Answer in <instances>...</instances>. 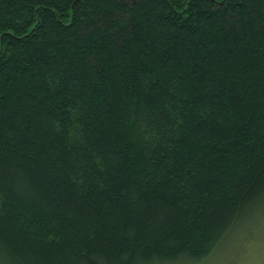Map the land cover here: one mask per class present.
I'll list each match as a JSON object with an SVG mask.
<instances>
[{
    "label": "trees",
    "instance_id": "1",
    "mask_svg": "<svg viewBox=\"0 0 264 264\" xmlns=\"http://www.w3.org/2000/svg\"><path fill=\"white\" fill-rule=\"evenodd\" d=\"M263 204L264 0H0V264L194 262Z\"/></svg>",
    "mask_w": 264,
    "mask_h": 264
},
{
    "label": "rangeland",
    "instance_id": "2",
    "mask_svg": "<svg viewBox=\"0 0 264 264\" xmlns=\"http://www.w3.org/2000/svg\"><path fill=\"white\" fill-rule=\"evenodd\" d=\"M244 221L235 225L208 257L163 264H264V204L251 220Z\"/></svg>",
    "mask_w": 264,
    "mask_h": 264
}]
</instances>
